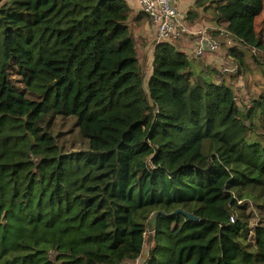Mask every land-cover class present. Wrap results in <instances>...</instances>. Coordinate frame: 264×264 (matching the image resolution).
<instances>
[{"label":"trees","instance_id":"obj_1","mask_svg":"<svg viewBox=\"0 0 264 264\" xmlns=\"http://www.w3.org/2000/svg\"><path fill=\"white\" fill-rule=\"evenodd\" d=\"M1 1L0 264H264V0L196 3L262 74L246 109L175 41L146 90L126 0Z\"/></svg>","mask_w":264,"mask_h":264},{"label":"crops","instance_id":"obj_2","mask_svg":"<svg viewBox=\"0 0 264 264\" xmlns=\"http://www.w3.org/2000/svg\"><path fill=\"white\" fill-rule=\"evenodd\" d=\"M197 1L198 0H179V4L177 6L178 9L186 15L188 33L179 41H175V47L186 54H191L192 57L193 51L198 45L197 34L202 32L210 35L211 32L213 33L215 30L221 29V27L216 26L208 13H206L202 8L198 9L196 6ZM126 2L132 10V17L129 26L136 36L140 58L141 61L145 63L143 65L145 71L143 70V72L144 75H148L149 81L153 72L154 51L159 45L167 43L168 41L162 43L158 42L157 29L154 27L150 19L142 13L138 0H126ZM191 13H196V15L190 19ZM216 52H218V50ZM226 55L227 53H225V56ZM193 59L196 66L203 70L210 69L213 62H215V65L212 66V68H215L216 65L223 62V59L225 60V58L222 59V57H218L216 59H208L207 61H204V63L198 64L196 63L198 62L197 59ZM226 83L229 85L228 81ZM236 88L237 87H233L234 91H236Z\"/></svg>","mask_w":264,"mask_h":264},{"label":"rangeland","instance_id":"obj_3","mask_svg":"<svg viewBox=\"0 0 264 264\" xmlns=\"http://www.w3.org/2000/svg\"><path fill=\"white\" fill-rule=\"evenodd\" d=\"M1 2H3V0ZM1 4L2 3H0V5ZM256 30L259 34L261 33L263 38H264V13L257 20ZM221 31H225V29H223V28L217 29V30H215V32H213V33L211 32V34L209 35V38H211L212 41L216 40L219 42L220 48H219L218 52H215V50L207 51L205 53V56L202 59H197L198 62H196V63L202 64V63H204V61H207L208 59H212V58L216 59L218 57H220V58L222 57V59L227 58L225 56V53H227L229 48L233 47L235 44L232 42V40L230 38L228 39L225 36L220 37ZM244 51L247 55L246 58H247L248 64L249 65L254 64L255 62L253 61L252 53L248 52L247 50H244ZM214 65H215V62H213L211 64V67ZM233 67H234V65H232L231 62L228 63L227 61H225L223 59V62H220V64L216 65L215 68H217L219 70H223L225 68L231 69ZM144 71H145V69H144ZM250 71H251V69H250ZM252 71L253 72H251V74L250 73L246 74L243 71L242 74L240 73L238 75V73L235 74L237 72V69H236V72L234 74L228 72L227 74L224 75L225 77L228 78L227 79L228 83L236 80L233 87H237L236 91H235L236 97H237V103H238L239 107L243 108V109L250 107V105H251L250 100L253 99V97H256L258 92L259 93L261 92L260 87H263V78H262L261 72L259 70H252ZM197 73L199 74V71H197ZM144 76H145L144 88L147 90V88H148V75H144ZM74 122H76L75 118L74 119H68V121H66V122H59L58 127H57L58 133H61L63 135V141H67L66 146L69 150L72 151L73 147L76 150L80 149V148L82 150H85L86 144L83 140H81L79 144H76V146L74 145L72 147V141H74L73 138L75 137V139L77 141L79 131L76 128L75 131L71 134H68L67 132L69 130H71ZM83 146H84V148H83ZM93 149L96 151H101V150H104V146L101 143H96V144H93ZM151 246H152V244L150 242H147L146 248H145V251H144L142 257L138 261L131 263V264H145L147 259H148L149 251L151 250Z\"/></svg>","mask_w":264,"mask_h":264},{"label":"built area","instance_id":"obj_4","mask_svg":"<svg viewBox=\"0 0 264 264\" xmlns=\"http://www.w3.org/2000/svg\"><path fill=\"white\" fill-rule=\"evenodd\" d=\"M141 10L148 16L154 27L157 29L158 42L179 41L188 33L186 15L178 9L179 0H138ZM198 45L193 51V58L202 59L207 51L219 50L218 41H212L209 35L200 32ZM230 38L225 30L221 31L220 37ZM231 39V38H230ZM232 40V39H231ZM230 41V40H229ZM233 42V41H232ZM222 72H236L235 68H225ZM253 99L250 100V103ZM233 221V219H232ZM133 263V262H132ZM131 264V263H126Z\"/></svg>","mask_w":264,"mask_h":264},{"label":"water","instance_id":"obj_5","mask_svg":"<svg viewBox=\"0 0 264 264\" xmlns=\"http://www.w3.org/2000/svg\"><path fill=\"white\" fill-rule=\"evenodd\" d=\"M161 212H158L154 215V219L160 214ZM163 215H166V213L162 212ZM177 214H181L184 215L186 218H188L191 221H199V218L196 217L194 214L188 213L182 209H178L176 210L174 213H172V215H177Z\"/></svg>","mask_w":264,"mask_h":264}]
</instances>
